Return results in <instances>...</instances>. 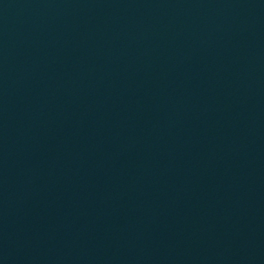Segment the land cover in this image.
Returning a JSON list of instances; mask_svg holds the SVG:
<instances>
[{"label": "water", "instance_id": "95a60500", "mask_svg": "<svg viewBox=\"0 0 264 264\" xmlns=\"http://www.w3.org/2000/svg\"><path fill=\"white\" fill-rule=\"evenodd\" d=\"M0 264H264V0H0Z\"/></svg>", "mask_w": 264, "mask_h": 264}]
</instances>
